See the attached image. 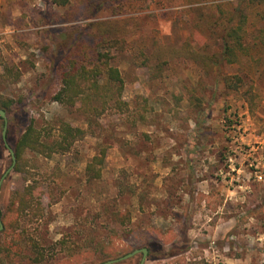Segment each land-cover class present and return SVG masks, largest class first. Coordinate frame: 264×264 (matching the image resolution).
Here are the masks:
<instances>
[{"label":"rangeland","instance_id":"rangeland-1","mask_svg":"<svg viewBox=\"0 0 264 264\" xmlns=\"http://www.w3.org/2000/svg\"><path fill=\"white\" fill-rule=\"evenodd\" d=\"M52 1L0 0V97L15 101L5 112L6 142L15 153L32 121L49 143L61 122L93 134L51 157L27 150L21 171L14 168L3 182L1 211L28 186L43 207V216H35V207L19 228L25 255L35 259L30 264L100 254L114 236L124 244L131 232L150 228L176 237L173 244L186 253L151 251L145 264H264V0H124L115 16L102 9L95 18L88 0H71L77 20L62 19L67 10ZM238 8L248 18L250 54L239 52V61L223 64L215 76L185 59L156 68V41L168 48L209 42L221 51L222 25ZM109 19L124 20L130 33L123 52H104L122 73L131 110L110 107L88 118L54 101L61 88L54 53L72 28ZM225 75L243 78L239 93L227 91ZM2 133L0 119V180L12 166ZM103 146L102 176L93 179L87 166ZM142 257L116 264H140Z\"/></svg>","mask_w":264,"mask_h":264},{"label":"trees","instance_id":"trees-1","mask_svg":"<svg viewBox=\"0 0 264 264\" xmlns=\"http://www.w3.org/2000/svg\"><path fill=\"white\" fill-rule=\"evenodd\" d=\"M123 1L88 0L89 5L94 8L92 15L94 18L102 9L110 10L112 16H115L119 13V7ZM52 2L56 7L67 10L62 19L77 20L80 17L79 10L72 6L71 0H53ZM228 16L227 22L222 25L220 41L223 49L221 51L210 49L209 42L202 44L199 48L190 41L183 43L180 48H168L160 41H156L154 53L159 63L156 68L162 70L173 60L185 59L201 65L207 75L215 76L223 64L237 63L239 52L243 55L250 54L244 43L247 15L238 8ZM201 20L196 22L195 29L198 31L205 26V22ZM208 28L207 25L203 32ZM129 34L127 25L124 20L120 19L87 23L69 30L65 42L59 45V49L54 53L53 64L61 80V88L54 96V101L66 108L83 113L88 118L101 116L110 107L123 113L130 112L131 104L123 99L125 81L122 73L119 68L112 65L109 53L104 52V50L113 49L123 52ZM223 81L229 92L239 93L244 86L243 78L239 75H225ZM14 106L13 99L0 97V110L8 114L14 110ZM0 119L4 129V119L2 117ZM57 131L56 139L49 143L32 121L24 134L16 140L15 155L18 162L15 171H21V161L27 150L41 156L51 157L56 153L70 151L77 141L84 140L86 136L93 134L90 128L86 130L66 122H61ZM106 153L107 148L103 146L100 154L88 164L87 171L90 175L93 174V179L101 178L102 171L97 169V166L104 165ZM36 196L35 186H28L23 191L15 193L14 201L6 212L0 210L4 224L3 230L0 231L2 236L0 264H17L23 259H27L29 264L35 262V259L25 255L26 240L19 228L22 219L29 216L35 207H37L35 216H43V207L38 201L39 197ZM130 234L133 239H128L124 244L116 243L114 239L116 235L103 246L100 254L90 250L83 251L72 254L69 261L63 264H102L123 257L138 248H148L149 253L154 251L158 255L171 258L186 253V248L173 244L176 237H168L160 229H146L142 235L137 231ZM146 240H150L153 244L145 246ZM33 246L37 248V245L33 244ZM165 246H170V248L165 249ZM180 262L182 264H204L191 260L187 263L185 259Z\"/></svg>","mask_w":264,"mask_h":264},{"label":"water","instance_id":"water-1","mask_svg":"<svg viewBox=\"0 0 264 264\" xmlns=\"http://www.w3.org/2000/svg\"><path fill=\"white\" fill-rule=\"evenodd\" d=\"M0 117H2L4 119V122H5L3 133H2L3 141L6 143V146L12 155V161H13L12 166L5 172V174L3 175V177L0 180V189H1L4 180L14 170L16 163H17V159H16V155H15L14 151L8 146V144L6 142L7 141L8 120L6 118V113L3 110H0ZM3 228H4V224H3L2 216H1V212H0V231L3 230ZM140 253H142V255H143L140 264H145L147 261V258H148V254H149L148 248H142V249L135 250L131 253L124 255L123 257H120V258L114 259V260H110V261H107V262L102 263V264H116V263H119V262H122L125 260H129V259L133 258L134 256L140 254Z\"/></svg>","mask_w":264,"mask_h":264}]
</instances>
